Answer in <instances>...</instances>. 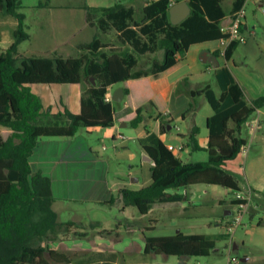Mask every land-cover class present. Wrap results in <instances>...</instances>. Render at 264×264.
<instances>
[{
	"label": "trees",
	"instance_id": "trees-1",
	"mask_svg": "<svg viewBox=\"0 0 264 264\" xmlns=\"http://www.w3.org/2000/svg\"><path fill=\"white\" fill-rule=\"evenodd\" d=\"M145 1L148 5L144 8L143 20L149 23L143 25L140 32L147 36L153 47L141 43L137 33L128 27L127 19L131 17L129 12L116 5L110 9L109 15L122 36L132 41L134 51L139 54L155 48L164 51L163 61L153 64L151 71L154 74L175 66L192 45L224 38L219 27L220 21L226 16L221 0ZM182 1L188 3L191 14L181 24L172 25L170 6ZM245 1L238 0L235 3V12L243 9ZM21 4L22 0H0V11L18 22L17 30L13 33L14 43L0 54V127L6 128L0 137V264H71L66 254L52 249L49 244L53 241L50 235L57 229L58 216L52 208L49 180L32 172L30 157L33 150L44 138H72L81 128H112L115 109L113 102H106L105 98L109 94L108 88L113 84H124V95L131 113L123 122L132 127L142 122L148 108H153L159 117L163 110L148 95L145 87L147 82L139 79L147 76V72L132 73L136 61L128 53L99 61L87 57L23 58L18 46L29 36L25 31V15L19 12ZM160 34L163 37L158 40ZM97 43L88 48L92 49ZM239 45L238 42L229 44L224 54L226 60L231 59ZM90 78L95 83L90 82L88 95L81 98L79 112L70 109L64 96L60 95V88L52 90L53 86L82 85L83 79ZM43 88H51L47 97L55 102L58 110L52 105L45 106ZM202 94L215 111L207 121L208 145L206 149L200 148L197 140L200 129L194 124L189 144L192 151H206L208 160L185 163L161 140H154L144 148L154 163L152 182L139 191L120 190L124 208L134 207L144 216L156 204L184 199L181 195L170 194L169 190L195 185L220 186L231 190L233 194L241 192L238 178L244 174L242 148L247 142L240 133L250 117L264 107V95L253 100L250 105L237 84L231 85L219 99L210 87L204 91L191 92L194 98ZM226 100L228 104H225ZM194 112L196 109L191 105L188 113ZM51 117H67L70 123L67 126H54L47 122ZM171 123L167 122L168 125ZM231 123L233 127H230ZM37 242L40 244L35 245ZM215 248V241L204 235L179 233L148 237L145 252L191 258L206 257Z\"/></svg>",
	"mask_w": 264,
	"mask_h": 264
},
{
	"label": "crops",
	"instance_id": "crops-1",
	"mask_svg": "<svg viewBox=\"0 0 264 264\" xmlns=\"http://www.w3.org/2000/svg\"><path fill=\"white\" fill-rule=\"evenodd\" d=\"M127 1L129 0H122L121 2H117L116 0H89L85 4L84 9L89 13L91 19L90 24L87 23L89 27L88 34L91 36L93 32L94 36H92V40L84 44L88 54H82L81 57L99 61L123 52L132 55L136 61L132 73L147 72V76L139 79L147 82L145 87L148 95L154 98L156 103L161 107L163 110L162 116L159 117L157 112L150 107L143 114L142 122L137 127H132L129 123L123 122L131 113L128 109L127 99L123 95L122 101L117 102V104H122L123 108L119 109L118 112L115 110V122L113 127L110 128L112 130L110 135L112 144L110 146L99 148L100 146L96 143L94 139L95 133L99 135L101 130H103L99 127L81 128L76 136L72 138H44L38 142L30 157L32 172L40 174L49 180L51 197L53 199L52 208L58 216L57 225L62 224L65 226L66 231L70 230V233H87L85 229L92 228L94 230L91 233L97 235L99 240H103L104 236L100 235L101 232L106 231L112 235L115 230L114 228H117L120 232L123 229V224H126L128 227L135 224L134 227H129V232L127 233L135 235L139 231L138 235L144 240V246L140 247V250L147 256L156 255L153 252L148 254L145 252L146 239L148 237L173 236L179 233L184 235L195 234L204 235L210 240H214L216 244V240L222 236L220 228L227 226V223L231 220L229 217L233 214L232 209L235 208V206H232L233 198H231L228 204L221 197L218 198V195H215L218 198L217 201L213 199L212 196L214 195L211 194L209 188H215L213 192L217 194V186L203 185V188H199L198 186L200 185H195L188 188L169 190L170 194L181 195L184 199L180 202L156 204L144 216L140 213H135L133 211L134 207L124 208L119 191L122 189L139 191L151 184L154 163L144 148L150 146L156 139L161 140L168 148L169 146H173L174 150L172 152L185 162L184 157L190 156L192 152H195L192 151L189 144V137L194 124L200 129V133L197 136L198 145L202 149L207 148L209 136L207 121L215 114V111L211 107L214 111L213 114H202L203 108L199 107H201L206 97L203 94L197 95L196 97L200 98L199 101L196 100V97L191 96V92L204 91L210 87L219 99L223 93L229 90L231 85L237 84L245 95L246 88L243 84L244 81L240 77V73L233 74L230 68V63H233L235 69H238L237 65H235V53L237 49L234 51L231 59L226 60L224 57L225 49L222 47L220 41L195 44L189 48L186 56L175 66L160 74H154L151 71L154 62L163 61L157 60L158 55L156 53L157 51H161L160 54L163 55L164 59V51L160 48H155L153 51L150 50L145 54H139L134 51L132 41L122 36V32L115 28L110 18V9L119 5L124 11L129 12L131 16L127 19L128 27L137 33L141 43L149 44L147 36L140 32L141 27L149 23V21L144 23L143 20V11L148 2L142 0L144 5L141 7L140 13L137 12L134 4L127 3ZM223 1L221 0V6ZM237 1L231 0L229 12L226 13L224 11L226 16L220 21V29L231 23ZM248 3L259 8L264 7V0H246L243 6L244 11ZM56 7L65 10L78 6L68 3L50 4L47 8L30 17V20L24 14L25 31L29 38L18 46V52L23 58L71 59L74 58L72 56L74 52L80 49L77 38L80 31L82 32L84 28L83 30H79L77 25L73 23L72 16L70 22L67 23L65 32H62L56 38L53 22L50 20L53 18L51 11ZM17 27L18 22L14 17L5 15L0 11V54L5 52L14 43L13 33L17 30ZM250 29L245 16L243 30L249 31ZM109 30H114L118 40L120 39L125 42L124 45L131 47L132 51H120L119 53L108 51L116 48V45L108 46L107 44L110 42L107 39L102 40V38L108 36ZM162 37L163 35H158V40ZM96 41L98 43L94 44L92 49H89V45ZM110 44L114 45V43ZM149 46L153 47L152 44H149ZM123 47L126 48V46ZM147 56L151 57V61L144 59ZM91 80L94 81L93 78H90ZM76 87L79 88V92L74 95L75 108L69 107L72 111L79 112L84 88L82 85ZM115 87H117L116 90H114ZM52 88V90H55L59 87L53 86ZM49 89H42L43 100L45 99L44 104L45 106L52 105L58 110L55 102L47 97L51 91V88ZM108 89L113 103V97L117 91L121 90L124 94L123 83L113 84ZM71 94V89H68L66 94L61 91L60 95L68 96ZM255 99H250L251 102L248 104H251ZM65 101L68 104L67 100ZM191 105L196 109V112L189 114ZM205 120L206 128L202 127V123ZM168 121L172 123L168 125ZM69 123L70 121L67 120V125ZM180 123L188 129V132H182ZM49 124L54 125L53 123ZM169 126L171 127L170 129H168ZM164 127L166 128L165 130ZM128 128H130V135L122 131ZM174 129L176 130V136L172 135ZM5 130L6 128L0 127V137ZM203 130H206L204 131L207 134L206 136H202ZM202 138L204 140L201 141ZM119 141H123V143L118 144ZM180 147L182 148L181 151L179 150ZM138 159H140L139 167L135 168L134 164H130L128 173L121 167V164L124 162L134 163ZM249 187L256 195L264 191L263 184L252 186L249 183ZM200 189H203L204 196L198 194ZM225 190L227 194L231 193V190ZM247 205L248 208V202ZM113 207H117L123 214V221L115 224L111 220H105L104 217L102 221L99 220V215L103 214L106 210L113 209ZM219 207H223L226 219L220 218L218 211H216ZM253 211L255 210L253 209ZM149 217L151 225L146 226L144 220ZM85 218L88 222L85 221ZM210 218H213V220L210 221ZM250 218L253 219L252 221L256 220L252 215ZM259 227L257 221L255 228L252 229L250 234V242L256 247L264 245V231L259 237L255 231ZM111 237L108 236V239L111 240ZM119 239L120 237L112 241L117 242ZM106 249L109 250L110 248ZM108 256L114 260L118 259L117 254L114 252L108 253ZM187 259L188 257H181L180 261L182 264H186ZM239 261L241 264H264L263 257H248L245 258L244 263H242V259Z\"/></svg>",
	"mask_w": 264,
	"mask_h": 264
},
{
	"label": "rangeland",
	"instance_id": "rangeland-1",
	"mask_svg": "<svg viewBox=\"0 0 264 264\" xmlns=\"http://www.w3.org/2000/svg\"><path fill=\"white\" fill-rule=\"evenodd\" d=\"M88 1L89 0H22L19 12L26 14L30 20V17L34 16L39 11H42V9L47 8V6L50 4L53 5L55 3H68L73 6L77 5L78 7H73L72 9L61 10L57 7L52 9L51 15H53V18L50 20L53 22L56 38L59 34L65 32L67 23L70 22L71 16L73 18V23L77 25L79 30H83L84 28L82 32L80 31L77 38V43L80 45V49L75 51L74 55H72L74 58H78L81 57L82 54H88L84 44L92 40V36H94L93 32L91 36L88 34L89 27L87 26V23L90 24L91 19L89 13L84 9V6ZM230 2L231 0H224L222 3V7L226 13H228L231 8ZM127 3L134 4L137 8V12L141 13V7L144 5L142 0H129ZM245 14L251 29L249 31L243 30L246 43L240 44L235 53V65H237L238 69H235L233 63H230V68L232 69L233 74L240 73V77L244 81L242 82L246 88L245 100L247 103H250L252 99L264 95V7L259 8L251 3H248L245 8ZM107 35L108 36L106 38L101 37L102 40L107 39L108 42L114 43V45L108 43V46L116 45V48L108 51H115L117 53L120 51H132L131 47L124 45L125 42L121 41L120 39L118 40L114 30H109V34ZM123 46H126V48ZM160 53L161 51H157L156 53L158 55L157 60L162 61L163 55ZM144 59L151 61L150 56H147ZM90 82L92 81L83 79L82 87L84 88V97L88 95ZM59 88L60 89L58 90L62 92L66 91L68 88L71 89L72 94L68 96L65 95L63 98L67 100L70 107L75 108L74 95L79 92V88L76 86H60ZM116 89L117 87L114 88V90ZM34 92H37V90H34ZM196 100L200 101V98L196 97ZM228 103L229 102L226 100L225 104ZM113 105L116 112L123 108L122 104H117V102H114ZM226 107L227 106H224L223 108ZM199 108H203L202 114L204 115L214 113L207 99L204 100L201 107ZM260 112L261 117H264V107L260 109ZM256 117L257 114H254L248 121L251 123V121H254ZM67 120V117H51L47 119V122L53 123L56 126H67ZM181 124L182 123H180V129L182 132H188V129H186L185 126H182ZM202 127L206 128V120L202 123ZM230 127H233L232 123L230 124ZM122 131L127 135H130V128L126 130L123 129ZM204 131L206 130H203L202 136L207 135ZM111 132L112 130L108 128L101 130L99 135H96L95 133L94 139L100 146L99 148H102L103 146H110L112 144L110 136ZM172 135L176 136L175 129L172 131ZM240 136L247 142V152L243 155L244 174L238 178V182L241 186L242 194L246 195L249 207L243 215L241 225L236 228L234 232H229L226 227L220 228L222 236L216 240V249L212 251V254L209 257H191L186 260V264H228L229 258H238V260L248 257L264 258V245L261 247H256L250 242V234L252 229L255 228L256 222L258 221V225L260 223H264V191L263 193L256 195L249 187V183H251L252 186H255L256 184L264 185V125H262L260 131L253 133L247 124H245L242 127ZM202 140L204 139L202 138L201 141ZM121 143H123V141L118 142V144ZM184 160L187 163L206 162L208 160V153L206 151H195L192 152L190 156H185ZM130 164H134L135 168H137L139 167L140 159L134 163H122L121 167L126 170V173L129 172ZM198 187L203 188L204 186L200 185ZM209 189L211 194L214 195L211 196L215 201L221 197L226 201V204H228L231 198H233L232 206H235V208L232 209L233 214L229 217L232 219L238 210L237 205H235L236 200L234 199V194H227V191L220 186H217L216 188V190H218L217 194L213 192V189L215 188ZM198 194L204 196L203 189H200ZM215 195H218V198H216ZM253 209L255 211H253ZM133 211L137 214L139 213L136 208H133ZM216 211H218L221 219L227 218L225 217L223 207H219ZM249 215H252V217H254L256 220L252 221L253 219L250 218ZM103 217L105 220H111L115 224H118L124 220L123 214L117 207H113V209L108 211L106 210L103 212V214L99 215L98 218L102 221ZM149 220L150 217L144 220V224L146 226L151 225ZM209 220L212 221L213 218H210ZM85 221L88 222L86 218ZM144 224L143 226H145ZM134 226L135 224L129 227ZM129 227L126 224H123V229H121L120 232L117 230V228H114L115 230L113 231L112 235L108 234L106 231H103L100 233V235L104 236V239L99 240L97 235L91 233L94 230L92 228H86L85 232L87 233H70V230L66 231L65 226L58 224L56 232L53 235H50L51 238H53V241L49 244L52 249H57L59 252L66 254L70 259L71 264H182L180 258L178 257L166 255H144L143 251L140 250V247L144 246L143 238L138 235L139 231L137 234L135 233V235L127 233L129 232ZM255 231L259 237L264 231V225L260 226ZM108 236H112L111 240L108 239ZM118 237H120V239L117 242L112 241L116 240ZM130 241L132 242L130 243ZM34 244L38 245L40 243L37 242ZM106 248L110 249L107 250ZM106 252L107 254H105ZM110 252L116 253L118 259L114 260L109 258L108 253ZM47 258L49 259L48 255Z\"/></svg>",
	"mask_w": 264,
	"mask_h": 264
},
{
	"label": "built area",
	"instance_id": "built-area-1",
	"mask_svg": "<svg viewBox=\"0 0 264 264\" xmlns=\"http://www.w3.org/2000/svg\"><path fill=\"white\" fill-rule=\"evenodd\" d=\"M244 21H245V11L244 9H241L239 11L234 12L231 18V23L228 26L223 27L221 29V32L223 33L224 38L220 40V43L222 47L225 49V51L227 47L229 46V44L232 42H238L240 44L246 43V38L244 37L243 31H242V28L244 26ZM105 101L112 102V96L108 94L107 97L105 98ZM255 114H257V117L255 118V120L251 121V123L249 121H248L249 123L248 122L246 123L253 133L260 131L262 125H264V117H261V112L259 109L256 111ZM168 149L170 151H173L174 147L169 146ZM179 150L181 151L182 148L180 147ZM246 152H247V148L245 146L242 148L243 155L246 154ZM234 196H235L234 199L238 202L237 204L238 210H237L236 215L233 216V218L227 223L226 228L229 232H234V230L241 225L243 215L248 209L247 208L248 200L246 198V195L242 194V192H238V193H235ZM228 264H241V263L237 258H231Z\"/></svg>",
	"mask_w": 264,
	"mask_h": 264
},
{
	"label": "water",
	"instance_id": "water-1",
	"mask_svg": "<svg viewBox=\"0 0 264 264\" xmlns=\"http://www.w3.org/2000/svg\"><path fill=\"white\" fill-rule=\"evenodd\" d=\"M191 13V8L189 7L188 3L186 1L179 2L177 4H174L169 9L170 19L173 25H178L182 21H184ZM92 83H94L93 80H91ZM123 91L119 90L115 93L113 97L114 102H120L123 99ZM126 126V125H125ZM171 127L169 126L168 129ZM245 262V259H242V263Z\"/></svg>",
	"mask_w": 264,
	"mask_h": 264
}]
</instances>
